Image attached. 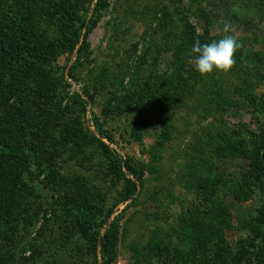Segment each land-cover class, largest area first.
<instances>
[{
	"label": "rangeland",
	"instance_id": "374dc122",
	"mask_svg": "<svg viewBox=\"0 0 264 264\" xmlns=\"http://www.w3.org/2000/svg\"><path fill=\"white\" fill-rule=\"evenodd\" d=\"M96 2L0 0V145L17 153L0 148V264H91L86 211L101 233L117 221L111 264H250L264 0ZM225 35L236 64L201 76L194 42Z\"/></svg>",
	"mask_w": 264,
	"mask_h": 264
},
{
	"label": "trees",
	"instance_id": "16d2710c",
	"mask_svg": "<svg viewBox=\"0 0 264 264\" xmlns=\"http://www.w3.org/2000/svg\"><path fill=\"white\" fill-rule=\"evenodd\" d=\"M105 2L106 0H97L96 6L104 4ZM8 55L9 54L5 53V56L8 57ZM85 95L87 98H91V96L87 92ZM78 103L84 109L85 103L83 102V100L79 98ZM262 138L263 139L258 146V149L252 154L250 162L254 178L260 185L261 192L264 196V136ZM100 147L102 148L103 156L108 165L111 167L112 171L117 177H120L124 180V187L122 192L120 193L118 204L133 199L137 191L135 181L125 178L120 162L116 159L114 154H112L108 150V148L104 146V144L100 143ZM0 148L1 157L6 160L11 161L17 155L16 151L6 143L1 144ZM84 222L86 224H91L92 226V234L90 236H86V238L91 243V264H99L96 256L97 248H99L101 252V264H111L118 237L117 221L112 220L111 222H109L103 233H101L102 226L92 221V216L89 211L85 212ZM245 226L251 235L250 239L247 241V244L244 243L246 246V248L244 249H248V253H252L253 255V260L250 264H264V204L260 209L256 211L255 216L250 221H248ZM244 249L241 247L238 249L240 251L239 253L243 256L245 254H242L241 251Z\"/></svg>",
	"mask_w": 264,
	"mask_h": 264
},
{
	"label": "clouds",
	"instance_id": "9594fccd",
	"mask_svg": "<svg viewBox=\"0 0 264 264\" xmlns=\"http://www.w3.org/2000/svg\"><path fill=\"white\" fill-rule=\"evenodd\" d=\"M227 27L225 32H227ZM243 47L235 35H225L218 40L201 43L196 40L191 48L194 68L201 76L213 72L227 73L236 64V53Z\"/></svg>",
	"mask_w": 264,
	"mask_h": 264
}]
</instances>
